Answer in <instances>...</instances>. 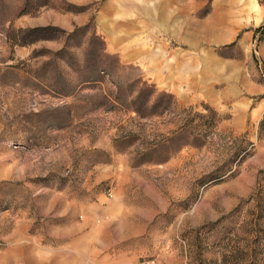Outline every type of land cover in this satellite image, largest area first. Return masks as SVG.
Wrapping results in <instances>:
<instances>
[{
  "label": "rangeland",
  "instance_id": "374dc122",
  "mask_svg": "<svg viewBox=\"0 0 264 264\" xmlns=\"http://www.w3.org/2000/svg\"><path fill=\"white\" fill-rule=\"evenodd\" d=\"M25 1L0 0V264L255 239L264 264V0Z\"/></svg>",
  "mask_w": 264,
  "mask_h": 264
},
{
  "label": "trees",
  "instance_id": "16d2710c",
  "mask_svg": "<svg viewBox=\"0 0 264 264\" xmlns=\"http://www.w3.org/2000/svg\"><path fill=\"white\" fill-rule=\"evenodd\" d=\"M27 3H28V0L25 1V5H24L21 13L28 12L25 10ZM38 6L39 7L50 6V0H44V1H42V3H39ZM69 6H73V5H69ZM65 10L72 11L73 9L65 8ZM73 11H75V10H73ZM262 29H264V23L261 26L255 28V31H261ZM51 30H58V28H56L55 26L46 25V26H36V27H28L25 29H21V31H24L25 33L35 35L33 39L49 38V37H51V34H47L46 32L51 31ZM22 43H25V41H23ZM263 69H264V65H263ZM144 92H145V88L143 86H140L137 90V96L140 97V95L143 94ZM208 110H209V108H208ZM210 110L214 112V110H212V109H210ZM206 116L208 117V114H206ZM209 117H210L211 122H214L216 120V117H214V116L210 115ZM263 131H264V115L262 116V118L259 121V133L263 134L264 133ZM260 171L264 172V169H262ZM246 200H248V201L252 200L257 205H261V202H262L261 196L253 195V194L251 196L247 197ZM259 230L261 231V233L264 237V228H260ZM258 244H260V241L258 239H255L253 241V243H251V244L247 242L246 244H243V246H236L234 248V251H236L237 254L233 253L232 251H230L229 253L223 252L222 253V258H224L223 263L224 264H258L256 261V259H257L256 255L258 253V250L256 247L258 246ZM262 251H264V245H263Z\"/></svg>",
  "mask_w": 264,
  "mask_h": 264
},
{
  "label": "crops",
  "instance_id": "0c3cea01",
  "mask_svg": "<svg viewBox=\"0 0 264 264\" xmlns=\"http://www.w3.org/2000/svg\"><path fill=\"white\" fill-rule=\"evenodd\" d=\"M75 12V13H74ZM82 11H73L72 14V20H75V18H86L85 16L81 15ZM83 14V13H82ZM161 16H164L163 12H160ZM78 16V17H77ZM79 20V19H78ZM185 22V23H184ZM184 24H188L187 21H184ZM51 23H57L56 21H52ZM187 26L183 25L181 28L184 30V32H186L188 30V28H186ZM142 254H138L135 259L131 258L128 259L127 256H123L121 252H116L115 256H110V258H108V261L106 262V264H163L161 262L158 261V259L155 258H149V256L143 255Z\"/></svg>",
  "mask_w": 264,
  "mask_h": 264
}]
</instances>
